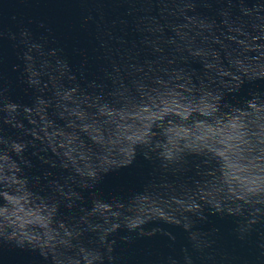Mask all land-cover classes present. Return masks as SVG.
Instances as JSON below:
<instances>
[{"label": "water", "instance_id": "obj_1", "mask_svg": "<svg viewBox=\"0 0 264 264\" xmlns=\"http://www.w3.org/2000/svg\"><path fill=\"white\" fill-rule=\"evenodd\" d=\"M0 264H264V0H0Z\"/></svg>", "mask_w": 264, "mask_h": 264}]
</instances>
